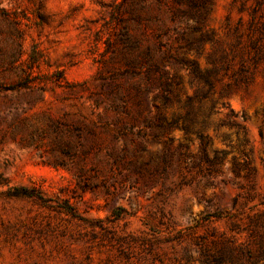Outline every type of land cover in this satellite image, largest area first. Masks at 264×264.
<instances>
[{
  "label": "rangeland",
  "instance_id": "obj_1",
  "mask_svg": "<svg viewBox=\"0 0 264 264\" xmlns=\"http://www.w3.org/2000/svg\"><path fill=\"white\" fill-rule=\"evenodd\" d=\"M174 6L0 0V173L51 199L0 185V264H203L210 230L249 239L231 225L264 212V0H209L199 23Z\"/></svg>",
  "mask_w": 264,
  "mask_h": 264
},
{
  "label": "trees",
  "instance_id": "obj_2",
  "mask_svg": "<svg viewBox=\"0 0 264 264\" xmlns=\"http://www.w3.org/2000/svg\"><path fill=\"white\" fill-rule=\"evenodd\" d=\"M123 2H127V0H123ZM174 3V9H172V17L174 21H181L182 19H193L194 22L199 23L201 21H204V19L207 16V13L209 11V0H173ZM182 3H186L189 6L188 10H182L179 5ZM211 9V8H210ZM201 26H197L199 29ZM204 39H207L205 35L199 39L200 41H203ZM168 65V64H167ZM154 71H158V69H150L149 73H153ZM210 74V71H208ZM168 76L164 78L163 85H168ZM205 82L212 87V81L209 80L207 77L205 79ZM167 105L164 104V106ZM186 107H189L187 111V114H191L193 111L191 100H188L185 104ZM215 104H212L210 107V114L214 111ZM201 111V108H200ZM196 114V113H195ZM230 116L239 117V115L234 112L233 109L230 110L229 113ZM243 121H245L247 118L244 114L241 115ZM177 120L173 121V124H175ZM173 124H170L171 126ZM239 129H245V126L242 125V122L236 123ZM169 125V126H170ZM19 129H28L27 125L25 123H21V125L18 127ZM80 128L75 127L74 129H70V132H76L79 131ZM261 135H263V132L261 131ZM201 139L203 140V135L200 134ZM206 144V143H205ZM69 149H72V146H67ZM68 155H72V152H67ZM88 151H84L83 155H86ZM225 157L224 151H214V156L210 157V176H212L214 173L219 172L218 165L222 163ZM245 169L246 172L243 175L245 179L250 180L252 173L254 171V168H252L248 162L247 159L244 160L243 163L238 164L234 162L232 171L235 173V175H240V170ZM83 168L81 167L79 172L76 173V177L79 179H82L84 177ZM0 185H7L8 189L2 191L1 193H4L8 196L12 197H29V198H36L41 200L42 202L48 203L51 201V199H48L44 196L43 192L38 190L35 187H30L27 185H13L10 186L8 178H6L3 174L0 173ZM243 187V186H241ZM250 195V194H248ZM239 199V195L236 196L233 200V207L235 208L237 202ZM66 205L63 206V210L70 213L74 217H78L80 219H84L83 216L79 213L78 210L70 203L66 202ZM117 211V210H116ZM117 213V212H115ZM235 213L229 212L224 213L222 211H214L206 214L204 216V219H209L212 217L215 218H221V217H234ZM260 228L264 230V212L259 213L255 217L250 218L249 224L241 228L237 222H233L231 225V230L234 231H247L249 239L245 242L238 241L237 238L233 235H228L226 232H218L215 229L210 230V253L204 249L202 252V263L203 264H239V263H246V264H264V231H262Z\"/></svg>",
  "mask_w": 264,
  "mask_h": 264
}]
</instances>
